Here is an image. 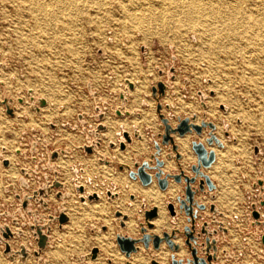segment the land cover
<instances>
[{"label":"rangeland","instance_id":"rangeland-1","mask_svg":"<svg viewBox=\"0 0 264 264\" xmlns=\"http://www.w3.org/2000/svg\"><path fill=\"white\" fill-rule=\"evenodd\" d=\"M199 1L214 4L218 0ZM71 3L0 0V82L3 83L0 100L4 95L11 97L17 107L10 117L5 106L0 105V210L16 211L18 202L14 193L24 191L31 195L32 190L44 183V175L50 182L53 180V173L42 169L44 162L38 163L39 158H47L46 145L49 150H67L65 157L60 155L51 162L64 187L52 190L46 198L48 208H39L33 201L31 204L33 210L45 217L57 216L62 202L55 194L68 192L63 208L68 222L62 229L57 221L51 224L50 245L38 261L32 254L36 242L31 230L27 225L21 227L32 221V217L26 216L23 221L17 215L24 233L10 240L12 247L18 249L24 244L30 250L25 264H45V261L47 264H151L152 259L159 264H170L171 252L166 243L152 252L139 244L138 251L129 258L116 243L119 232L140 237L139 223L144 220V211L152 206L157 207L158 215L147 233L161 236L171 229H182L186 223L184 214L178 213L172 219L167 210L171 198L177 209L176 197L183 193L181 184L171 180L168 189L161 191L155 179L150 185L142 186L128 175V169L135 171V161H150L155 141L160 144L163 129L156 108L160 103V113L173 126L178 118L188 117L192 122V116L196 117L194 124L206 120L215 125L214 134L222 147L207 146L209 128L201 136L194 131L183 137L174 136L181 154L180 165L191 174L189 166L196 162L192 140L201 141L215 151L216 160L205 171L216 186L212 192L215 199L199 194L197 201L206 205L210 218L208 205L214 203L220 212L215 219L239 236L243 242L241 248L238 236L230 235L239 250L236 249L239 264H264V260L256 259L251 253L253 250L264 257L261 242H256L252 235L238 234L229 223V217H236L240 227L257 230L250 224L253 219L248 214L252 203L258 205L257 183L264 180V4L262 7L242 4L235 11L225 5L221 17L210 15L211 9L198 7L187 18L186 0H72ZM38 5L44 6L43 10ZM211 42H215L213 48L209 47ZM2 63L6 64L5 68ZM126 79L134 83V89L125 93L126 103L120 111H137L139 117L117 116L114 112L121 107L119 94L126 91ZM159 82L165 85L162 96L158 94ZM28 90L32 96L47 101L38 113L30 108ZM199 93L205 97V109L201 107ZM19 98H24V102L18 103ZM96 106L105 112L100 123L106 130L99 133L100 145L86 154L80 147L93 138L87 131L96 128ZM132 126L137 127L142 138L132 136V142L121 150L122 132L133 135ZM32 142L37 143L35 163L30 154ZM161 147L162 170L169 173L176 164L166 158L167 147ZM3 158L10 160L8 168L3 165ZM104 159L112 162L106 164ZM116 163L123 168L119 169ZM22 168L28 169L30 176L24 177ZM21 177L28 182V189L19 186ZM79 184L85 189L83 194L74 189ZM107 191L116 195L108 199ZM92 193L98 195V200H87V195ZM258 209L263 213L259 205ZM115 211L127 216L123 228ZM1 222L11 224V219L2 217ZM10 227L16 229L12 224ZM174 241L181 245L175 257L184 258L187 251L183 238L179 236ZM221 247L230 251L226 242ZM0 264L23 263L17 258L11 262L0 246ZM220 264L236 263L220 253Z\"/></svg>","mask_w":264,"mask_h":264},{"label":"water","instance_id":"water-1","mask_svg":"<svg viewBox=\"0 0 264 264\" xmlns=\"http://www.w3.org/2000/svg\"><path fill=\"white\" fill-rule=\"evenodd\" d=\"M2 66L5 68L6 64L2 63ZM0 84L3 83L0 82ZM125 84L126 91L119 94L121 107L116 108L114 112L117 116L125 115L131 118L136 114L139 117L140 113L137 111L133 112L124 110L123 113L120 111V108H122L126 103L125 93L128 94L130 89H134V83H132L130 80L126 79ZM157 87L158 94L162 96L164 94L165 85L162 82H159L157 83ZM31 93L32 92L30 90L27 91L30 108L38 113L40 112L41 107L46 106L47 101L43 97H34ZM152 93L155 95V87L152 88ZM199 96L201 100V107L205 109L206 104L203 102L205 97L202 93H199ZM16 101L18 103H23L24 98H19ZM0 105L5 106V113L10 117L14 115V111L17 108L14 100L6 95H4L3 99L0 100ZM156 108L160 119L159 126L163 129V133L159 135L160 144L167 147L169 152L166 153V158L173 159L175 161L176 168L169 173L163 172L162 168L164 161L159 158L162 147L158 142L155 141V151L150 155V161H135V171L128 169V175L131 179L138 180L142 186L150 185L155 179L157 186L161 191H166L168 189L171 180L177 184H181L183 193L176 197L177 209L176 205L172 203L173 198H171V200L167 203V210L172 219H174L178 213L184 214L186 225H184L182 229H171L170 233L163 232L161 236L147 233L148 229L153 228L151 221L158 215L157 207L152 206L144 211V220L143 222L139 223L140 237L134 238L129 235H123L121 232H119L116 234V243L119 247V250L126 258H129L131 254L138 251L139 244H142L144 249L152 252L153 250H159L161 245L166 243L171 252L170 264H219L218 262L220 258L218 235L219 233H228V229L223 226L222 222L215 219V216L220 214V212L214 203H210L208 206L209 212L212 214V219L210 222L203 221V223L198 224V219L201 218V213L206 210V205L199 203L196 198L197 195L202 194L204 196L209 195L211 200L215 199V196L212 194V192L216 189V186L210 176L205 172L211 168L212 164L216 160L215 151L213 149H208L201 141L192 140L191 149L195 154L196 162L189 166L191 174H187L180 165L181 154L178 151V146L175 143L174 136L177 134L178 136L183 137L193 131L197 135L201 136L202 132L206 128H209L210 131H208V136L205 138L207 146L211 147L213 144H215L217 147H222L223 144L215 136V125L212 122L201 120L199 124H194L193 122L195 121L196 117L192 116V122L188 117L178 118L177 124L173 126L169 123V120L164 117L162 113H160V103L156 104ZM221 108L224 111L226 110L224 107ZM95 111L96 115H94V118L97 121L96 128L87 131L88 135H91L93 138L92 140L88 141V144L80 147L86 154H91L95 148L100 145L99 133L106 130V126L100 123L105 117V112L98 106L95 107ZM51 126L53 127L54 125ZM132 131L133 135H131L128 131L122 132V139L119 141V148L121 150L126 148V144L129 145L132 142V136L138 139L142 138L136 126H132ZM36 144V142H32L30 149L31 160L34 163L36 162V158L33 156V154L37 153ZM45 147L47 149V158H39L38 163L42 161L44 162V165L41 167L42 169L47 168L53 173V180L50 182L47 175H44V183L32 190L31 195L26 194L24 191H22L21 194L14 193V197L18 202L16 211L3 212L0 210V246L2 248L3 254L8 257L11 262H14L17 258L18 262L25 264L28 257L31 255L30 250H28L24 244H20L18 249H14L10 243V240L24 233L20 228L17 215H19L23 221L26 219V216L32 217V221H29L26 224L23 223L21 227L27 225L31 230V234L36 242V249L32 251V254L38 261H40L42 253L50 245L51 224L57 221L59 228L62 229V225H64V223L68 222L69 220L63 209L64 199L69 196L68 192L63 193L58 191L55 194L56 198L62 202L57 209V216L48 215L45 217L44 215L40 214L38 210L32 209L31 201L35 202L39 208H48V201H46V198H48L52 190H58L64 187L63 184L58 181L59 172L55 169L51 162L58 160L60 155L65 157L67 150H49V146L46 145ZM4 150L5 148H3V151ZM18 154H20V152H18ZM104 162L109 164L112 161L104 159ZM2 163L6 168L10 166V160L7 158H3ZM116 164L118 165L119 169L123 168L121 164ZM21 173L24 175V177L30 176L28 169L22 168ZM24 177H21L18 181V184L22 190H24V188H29L28 182L26 179H24ZM257 184L259 185L258 205L261 207L263 213L260 212L256 203H252L250 206L251 213L248 214V217L253 219V221L250 222L252 226L257 228V230H259V228H262L263 230L261 232L257 231V235H259L260 242L264 250V180L260 179ZM253 186H256V184ZM74 189L80 194H83L85 191L81 184L75 185ZM106 194L108 195V199H111L114 197V195H116V193L112 194L110 191H107ZM130 198L133 199L134 196L130 195ZM80 200L84 202L85 198L80 197ZM87 200H98V195L94 193L88 194ZM114 214L118 219L120 228H123L124 221L127 219V216L122 214L120 211H115ZM2 217L10 218L11 224L14 225L16 229L12 230L10 227L11 224L9 223H2ZM213 223L216 225V228L211 227ZM179 236L183 238V247L187 251V255L184 258L175 257V253L180 249L181 245L176 243L174 239ZM95 252L96 251H93L92 258H95ZM222 254L226 255V251H222ZM234 258L235 260L237 259L236 256H234ZM150 263L159 264L154 259H152ZM45 264H47L46 261ZM127 264L131 263L127 262Z\"/></svg>","mask_w":264,"mask_h":264},{"label":"bare ground","instance_id":"bare-ground-1","mask_svg":"<svg viewBox=\"0 0 264 264\" xmlns=\"http://www.w3.org/2000/svg\"><path fill=\"white\" fill-rule=\"evenodd\" d=\"M71 1L72 0H65V2H70L71 3ZM74 1V0H73ZM91 1V0H90ZM93 1V0H92ZM160 1V0H159ZM187 1V3H186V5H187V7H188V11L186 12V14H185V17H187V18H189L191 15H192V12H195L194 11V9H196V8H198V7H202V9H211L212 11H210L209 13H210V15H211V13L212 14H217V16L218 15H220V17L222 16V14H224V13H221L220 11H221V9H222V7L223 6H225V5H228V6H230L232 9L234 8V11L236 10V9H238L239 7L238 6H240V5H242V4H245V5H248V4H251L252 6L253 5H258V6H263V4H264V1H259V0H228V2L226 1V0H218V1H213L214 2V4H211L210 2L208 3V2H200L199 0H186ZM208 1V0H207ZM95 2H96V0H95ZM101 2V1H100ZM162 2V1H161ZM46 3V2H45ZM72 3H74V2H72ZM71 3V4H72ZM122 3V2H121ZM41 4H43V3H41ZM57 4H59V3H57ZM174 4V3H173ZM46 5V4H45ZM147 5V4H146ZM48 6V5H47ZM59 6V5H58ZM69 6V5H68ZM142 6V5H141ZM157 6V5H156ZM162 6V8H163V6L165 7V5H161ZM207 6V7H206ZM173 7V6H172ZM37 8H39V9H41V10H43L42 8H44V6H40V5H38L37 6ZM137 8V7H136ZM160 8V7H159ZM174 8V7H173ZM158 9V8H157ZM207 9V10H208ZM137 10V9H136ZM160 10V9H159ZM228 10V9H227ZM72 11V10H71ZM127 11V10H126ZM142 11V10H141ZM171 11V10H170ZM183 11V10H182ZM181 11V12H182ZM151 12H152V10H151ZM164 12H166V11H164ZM256 12V11H255ZM259 12V11H258ZM171 13V12H170ZM173 13V12H172ZM180 13V12H179ZM197 13V12H196ZM200 13V12H199ZM205 13V12H204ZM61 14V13H60ZM151 13H149V15H150ZM160 14V13H159ZM162 14V13H161ZM207 14V13H206ZM254 14V13H253ZM263 14V13H262ZM52 15V14H51ZM173 15V14H172ZM171 15V16H172ZM201 15V14H200ZM101 16V15H100ZM161 16H163V15H161ZM174 16V15H173ZM224 16V15H223ZM242 16V15H241ZM74 17H75V15H74ZM146 17V16H145ZM157 17V16H156ZM167 17V16H166ZM192 17V16H191ZM219 17V16H218ZM258 17H260V16H258ZM52 18V17H51ZM100 18V17H99ZM159 18H160V16H159ZM163 18V17H162ZM175 18V17H174ZM244 18V17H243ZM148 19V18H147ZM158 19V18H157ZM176 19V18H175ZM175 19H172V20H175ZM210 19V18H209ZM246 19V18H245ZM149 20V19H148ZM160 20H161V18H160ZM193 20V19H192ZM218 20H220V19H218ZM238 20V19H237ZM253 20V19H252ZM260 20V19H259ZM262 20H263V18H262ZM144 21H147L146 19H144ZM261 21V20H260ZM259 21V22H260ZM45 23H46V20H45ZM146 23V22H145ZM199 24V23H198ZM223 24V23H222ZM216 25V24H215ZM243 26V25H242ZM206 27V26H205ZM218 27V26H217ZM238 27V26H237ZM264 27V26H263ZM242 29V28H241ZM232 30V29H231ZM236 30V29H235ZM207 31V30H206ZM198 32V31H197ZM242 32V31H241ZM240 32V33H241ZM247 32V31H246ZM264 32V31H263ZM208 34V33H207ZM226 34V33H225ZM227 34H228V30H227ZM205 35V34H204ZM230 35V34H229ZM232 35V34H231ZM230 35V36H231ZM236 36V35H235ZM208 37V36H207ZM210 37V36H209ZM229 38V37H228ZM236 38V37H235ZM239 38V37H238ZM243 38V37H242ZM209 39V38H208ZM238 40V39H237ZM264 42V41H263ZM263 42H262V45H263ZM217 43V42H216ZM213 44H215V42H211L210 43V46L209 47H211L212 46V48H213ZM221 43H219V45H220ZM227 44V43H226ZM205 45H207V44H205ZM218 45V46H219ZM209 47H207L206 49L207 50H209ZM217 47V46H216ZM222 47H224V46H222ZM227 47V46H226ZM234 47V46H233ZM235 47H237V46H235ZM215 48V47H214ZM211 49V48H210ZM216 50H217V48H216ZM236 50V49H235ZM210 51V50H209ZM257 51V50H256ZM219 52V51H218ZM254 52V51H253ZM251 53V52H250ZM214 54V53H213ZM256 55V54H255ZM250 59V58H249ZM253 59V58H252Z\"/></svg>","mask_w":264,"mask_h":264},{"label":"crops","instance_id":"crops-1","mask_svg":"<svg viewBox=\"0 0 264 264\" xmlns=\"http://www.w3.org/2000/svg\"><path fill=\"white\" fill-rule=\"evenodd\" d=\"M201 214H202V216H201L200 219H198V224L203 223V221L210 222L211 218L208 216L209 214L206 213V210L204 212H202ZM236 219H237L236 217H234V219L229 217V223H231L230 226H233V228L238 232V234L240 233L241 235H243L245 237H248L249 235H252L254 237V239L256 240V242L260 243V238H259V235H257V230L255 231L254 228L246 229V228L240 227V224L239 223H236ZM184 225H186V223H184ZM214 226H216V225L213 223L211 227L212 228H215ZM12 228H14V227L12 226ZM231 234H235L236 236H238L236 234V232H234V233L233 232H230L229 229H228V233H225V234L219 233V235H218V238H219V250L221 251V252H219V258H220V253L222 254V251H226V255H224V254L223 255L227 259H232V260H234V262L236 264H239V262H238V255L236 254V252L239 251V250L237 249L238 248L237 245L231 242V240H230V235ZM238 239H239V236H238ZM239 240L241 242V239H239ZM222 242H226L228 244V246L230 247V251L229 252L226 249H224V248L221 247L222 246ZM242 243L243 242H241V244H240V248L242 246ZM252 247H253V245H252ZM261 248H262V246H261ZM236 249H237V251H236ZM262 252H263L262 254H264V250H262ZM251 253L254 254V256L256 257V259H258V260H264V257L258 255L253 250L251 251ZM234 256L237 257L236 260H235ZM218 263L220 264V259H219V262Z\"/></svg>","mask_w":264,"mask_h":264}]
</instances>
